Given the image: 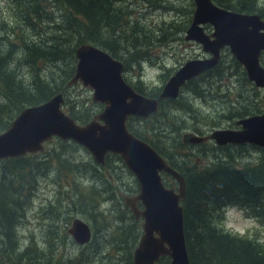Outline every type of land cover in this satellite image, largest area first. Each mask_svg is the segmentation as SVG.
I'll use <instances>...</instances> for the list:
<instances>
[{
	"label": "trees",
	"instance_id": "1",
	"mask_svg": "<svg viewBox=\"0 0 264 264\" xmlns=\"http://www.w3.org/2000/svg\"><path fill=\"white\" fill-rule=\"evenodd\" d=\"M211 1L228 11L257 14L264 21V0ZM4 3L5 10L0 6V132L9 127L21 109L43 103L57 94L63 96L62 111L74 122L82 125L92 119L93 116H85L76 110L79 106L75 103L64 99L69 88L67 82L76 63L74 50L77 46L93 45L120 61L123 68L128 65L139 70L143 63L151 61L147 56V47L152 49L155 43L158 46L166 44L167 38L174 39L175 35L184 31V27H164L160 23L157 30L149 26L158 32L157 36L149 35V39L144 32L147 31V24L136 17V13L145 4L154 10L163 6L169 11L172 8L167 7L165 0H4ZM192 8L191 0H187L185 10L180 12L188 16ZM260 65L264 68V52L260 56ZM229 77H234L238 90L225 95L221 108L212 110L213 116L210 115L212 112L202 114L193 110V105L183 104L178 95L174 100L159 102L157 112L147 119L129 118L126 121L127 130L148 144L184 179L185 199L181 207L189 264H264V242L247 233L231 234L219 227L224 210L229 207L264 223V150L248 144H212L209 149L206 144L199 143L194 145L204 150L180 155V152L190 148L182 142L181 131L204 136L197 126L199 122L210 132L224 124L230 123V127H235L239 119L264 113L261 91L246 80L242 67L232 57L229 66L223 67L219 60L214 68L189 80L182 89L193 98L203 100L211 95L210 82H214L215 89H219L220 82ZM126 83L134 92L155 98L144 88L139 76L135 81L128 80ZM180 111L189 116L190 125L186 119L177 120L176 114ZM134 121L138 122V129L133 128ZM56 141L60 150L57 154L42 152L0 161V229L7 231L1 245L3 240L7 244L12 241L9 226L23 216V204L35 190V179L42 175L49 163L53 161L60 167L62 180L67 182L65 175L68 169L83 171L85 175L107 170L106 176H109L112 161L121 162L117 156L107 155L102 167L92 161L80 168L62 152L76 149L77 145L70 141ZM174 154L182 162H189L184 169L176 165ZM251 154L256 156L248 159ZM196 159L197 162L205 160V165L198 167ZM166 178L163 176L162 181L168 187ZM104 181L98 186H82L80 183L79 190L72 193L73 198L67 208L74 215L90 220L93 225L98 218L104 219L101 213L95 212L96 207L99 203L112 202L119 197V193ZM8 191L14 193V200L8 198ZM125 211L130 213L126 207ZM128 230L121 242L122 250L127 252L135 246L139 235L138 228ZM46 232L50 240L41 250L35 248L36 244L32 241L22 254H16L13 249L9 253L10 250L0 247V264H58L53 260L57 245L51 239V234L56 235L57 231L53 225H48ZM127 261L131 264L129 255ZM82 262L77 258L65 264ZM167 262V258H161L158 264Z\"/></svg>",
	"mask_w": 264,
	"mask_h": 264
},
{
	"label": "water",
	"instance_id": "2",
	"mask_svg": "<svg viewBox=\"0 0 264 264\" xmlns=\"http://www.w3.org/2000/svg\"><path fill=\"white\" fill-rule=\"evenodd\" d=\"M191 2L193 10L183 39L197 43L208 57L183 63L156 98L134 92L121 77L119 61L93 45L81 44L74 50L76 64L67 86L80 83L91 90L92 102L101 104L102 110L89 122L77 125L61 110L63 97L57 94L22 109L0 133V161L40 152L43 142L52 137L84 148L100 166L107 154L118 156L138 187L135 196L122 197L132 218L141 220L132 264H157L161 258H167L168 264H189V260L181 207L185 199L184 179L149 145L129 133L127 118L147 119L156 113L159 102L175 99L187 81L214 68L223 49L242 67L246 80L261 91L264 103V68L259 61L264 52V22L256 14L228 11L211 0ZM204 25L211 28L209 33L204 32ZM235 126L215 129L204 137L186 133L181 139L184 144L209 140L216 146L248 144L264 150V113L239 119ZM161 174L172 179L175 190L163 185ZM66 234L78 246L90 240L88 225L78 218L72 219Z\"/></svg>",
	"mask_w": 264,
	"mask_h": 264
},
{
	"label": "rangeland",
	"instance_id": "3",
	"mask_svg": "<svg viewBox=\"0 0 264 264\" xmlns=\"http://www.w3.org/2000/svg\"><path fill=\"white\" fill-rule=\"evenodd\" d=\"M165 1L167 2V7L172 8L169 11V8L163 6L162 8L154 10L148 8V5L145 4L141 7L139 12L136 13V17L147 24V31L144 32L147 33L149 39V35L157 36L158 32L156 30L159 28L160 23H163L164 27L168 25L175 28L184 27V31L189 25L190 15L187 16L180 12V10H185L187 0ZM150 5L153 6L152 3H150ZM156 5L157 4H154V6ZM0 6L5 10L6 5L4 0H0ZM149 26L157 29L154 30ZM203 30L209 33L211 28L205 25L203 26ZM167 31L171 32L169 29ZM184 31L181 34L175 35L174 39L167 38L168 41L166 44L158 46V44L155 43L152 49L151 47H147V56L151 61L149 63H143L139 70L132 69V66L126 65L122 70L123 80L125 82L128 80L135 81L137 76H139L144 88L150 92V94H153L152 96L156 97L167 78L183 63L193 59L207 58L208 56L201 51L198 44L184 41ZM227 54L231 58L227 50L220 52L219 60L223 67L230 65V58ZM230 71L231 70H229V72ZM203 80L204 82L202 83L205 85L206 81L205 79ZM210 83L212 85L210 86V90H208L211 95H208L203 100L193 98L185 89H181L179 94L181 102L187 105L192 104L193 110L199 113L209 114L212 110H219L221 108L220 103L225 100V95H229L233 90H238L237 82L234 77L225 78L224 81L220 82L221 87L219 89H215L216 85L214 82ZM202 89L206 90V87ZM212 95L213 97L211 98L210 96ZM64 99L65 101L73 102L79 106L76 110L80 111L85 116H94L102 109L101 105L98 106V103L91 101V91L82 88L79 84L69 87ZM176 115L178 116L177 120L186 119V123L188 125L191 124L190 118L186 113L180 111ZM210 115L213 116L214 113L212 112ZM199 123L200 124H197V126L202 131V134L206 135L209 130L202 127V122ZM137 125H139L138 122H132L133 128L138 129ZM224 128L233 129L235 127H230L229 123L222 125V127L218 129ZM187 132L190 131H181L179 134L182 135ZM203 144H206L205 147L209 149L212 145L210 141ZM198 149L204 150V148L197 145H190V148L187 151L184 150L180 152V155H184L186 152L192 153ZM59 151L56 139L52 138L43 144V150L39 153L57 154ZM62 152L69 160L73 161L75 164H79L80 168L92 162L90 155L79 146H77L76 149L69 148ZM255 156V154H251L248 159H252ZM37 157L42 159L38 155ZM44 160H47V158ZM174 161L176 165L182 169L189 163L186 161L182 162L177 154H174ZM197 161L198 159H196L198 167H202L206 163L205 160H201L200 162ZM110 166L111 168L108 169L109 176H106L107 170L102 171L100 174L93 173V176L92 174L85 175V173L80 170L72 172L68 169L65 175L67 182H64L62 180L63 171L59 169L60 167L53 161L49 163L47 168L42 171V175L35 179V190L27 203L23 204V216L9 226V231H11L12 234V236H10L12 237V241L8 244L6 240H3L4 244L1 245L2 237L7 231H4L3 228L2 230L0 229V247H5L7 251L10 250L9 253L14 250L16 254H22L24 249L27 248L28 243L32 241L36 244L35 248L41 250L50 240L46 232V227L48 225H53L57 231L56 235H54V233L51 234L52 241L56 242L57 245L53 255V260L54 262L56 261L55 263L65 264L68 261L80 258V260L83 261L80 264H128L129 261H127V257L129 255L131 259L134 247L128 252L127 250L124 251L122 250L121 242L128 234V228H138V233L140 235L141 222L134 221L130 213L125 211L120 197L134 196L137 194L138 188L133 175L126 169L122 162L113 160ZM104 177H106L105 181ZM102 181H104V183H109L110 187L114 188L115 191L119 193V197L112 202L99 203L95 212L101 213L104 219L100 220L98 218V221L93 225L90 220L86 221L79 215H74V212H72L70 208H67V206L73 198L72 193L77 192L81 185L86 186L90 184L94 186L93 184H95L98 186ZM165 182L169 185L168 187H176L170 178H166ZM8 194L9 199L11 198L14 200L16 198L11 191H8ZM49 207H51L50 214L47 213ZM67 210H69V212ZM223 217V220L219 223V227L222 231L238 235L247 233L259 239L261 242H264V223L261 224L259 220L246 216L242 211L234 207L225 209ZM74 218L81 219L90 228V242L83 247L75 245L65 232ZM135 233L136 232L131 233V235L133 236ZM139 235L137 237H139Z\"/></svg>",
	"mask_w": 264,
	"mask_h": 264
},
{
	"label": "bare ground",
	"instance_id": "4",
	"mask_svg": "<svg viewBox=\"0 0 264 264\" xmlns=\"http://www.w3.org/2000/svg\"><path fill=\"white\" fill-rule=\"evenodd\" d=\"M184 87V86H183ZM159 262V261H158ZM158 264V263H157Z\"/></svg>",
	"mask_w": 264,
	"mask_h": 264
}]
</instances>
